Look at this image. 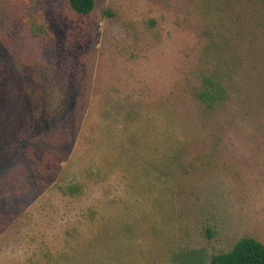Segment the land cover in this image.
<instances>
[{"label":"rangeland","instance_id":"374dc122","mask_svg":"<svg viewBox=\"0 0 264 264\" xmlns=\"http://www.w3.org/2000/svg\"><path fill=\"white\" fill-rule=\"evenodd\" d=\"M242 236L264 244V0H0V264H208Z\"/></svg>","mask_w":264,"mask_h":264},{"label":"trees","instance_id":"16d2710c","mask_svg":"<svg viewBox=\"0 0 264 264\" xmlns=\"http://www.w3.org/2000/svg\"><path fill=\"white\" fill-rule=\"evenodd\" d=\"M70 9L77 14H89L94 7V0H67ZM42 25H36L32 33H44ZM216 49L214 46H206L205 52L209 56ZM220 63L217 61H207L204 63L202 70L199 71V83L192 86V96L204 108L211 110L216 106L223 104L228 93L223 83V75L218 70ZM80 191L79 185H70L62 190V193L73 195ZM70 264H80L75 257H67ZM85 263V262H84ZM87 264V262H86ZM88 264H100L98 257H91ZM208 264H264V244L252 236L240 237L225 252H218L209 257Z\"/></svg>","mask_w":264,"mask_h":264}]
</instances>
